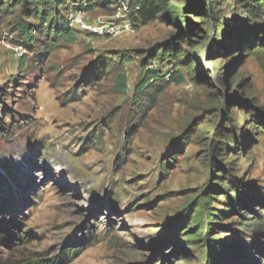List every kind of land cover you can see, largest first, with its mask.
Instances as JSON below:
<instances>
[{
    "label": "rangeland",
    "instance_id": "obj_1",
    "mask_svg": "<svg viewBox=\"0 0 264 264\" xmlns=\"http://www.w3.org/2000/svg\"><path fill=\"white\" fill-rule=\"evenodd\" d=\"M244 3L169 0L146 26L122 6L96 8L84 23L131 30L74 29L78 42L43 66L9 28L14 19L0 21V264H47L68 251L67 264H207L206 238L189 246L183 234L205 192L224 216L212 237L227 246L223 260L264 264V71L240 39L264 20L251 19ZM180 13L184 21L171 20ZM173 42L194 72L150 61ZM23 56L31 60L20 72ZM147 71L165 82L150 89L154 100L136 103ZM173 73L185 82H172ZM216 164L250 191L230 194L238 211L215 191Z\"/></svg>",
    "mask_w": 264,
    "mask_h": 264
},
{
    "label": "trees",
    "instance_id": "obj_2",
    "mask_svg": "<svg viewBox=\"0 0 264 264\" xmlns=\"http://www.w3.org/2000/svg\"><path fill=\"white\" fill-rule=\"evenodd\" d=\"M118 1L119 0H0V21L9 18L14 19L13 22L8 25L9 28L19 33L20 37L25 41L29 51L35 57L33 62L43 66L54 52L78 42L75 31L69 26L68 13L71 8L82 12H89L96 8L112 10L113 7L118 5ZM244 1V6L248 8V15L251 19L255 21L264 20V0H256L255 2L249 0ZM168 4L169 0H128L127 2L128 8L133 12L132 16L134 22L140 23L141 26H146L158 19L159 15L166 11ZM19 13L20 15H18ZM183 14H175L171 20L181 23L184 21ZM32 20L36 21V24H32L30 22ZM195 32L198 33L196 30ZM195 34L194 36H197ZM240 39L245 42L246 50L249 51L251 48L254 49L252 56L256 57L260 67L264 71V27H260L252 33L243 30ZM178 40L188 43L183 37H179ZM177 46V42H173L171 45L158 49L155 54L149 57L150 61H158L162 66L175 61L191 72H194V63L188 58L182 61L180 58L182 54ZM30 60L28 56H23L21 58L19 64L20 72L28 69ZM126 61L129 62L131 60L128 58ZM124 62L125 60H123V58L116 60L117 64L121 63L124 65ZM96 65L98 71H105L106 66L104 64L99 63ZM120 71L121 74H119L117 83L120 92L126 93L127 78L123 73V67ZM162 78L164 77L160 76L156 71H147L143 82L138 85L135 90L134 101L138 103V99L140 102L145 96L149 98L148 101L154 100L156 92L149 91L150 89H154L153 86H156L157 83L165 82ZM193 80L195 81L196 78ZM171 81L181 85L185 82V79L182 75L173 73ZM187 136L186 140L190 141L191 138H189V136H191V134ZM224 139L225 142L222 145L228 146V143L232 141L231 134L226 135ZM213 167L215 169H220L223 174H214L218 177L217 181L219 184L215 187V191L223 192L227 197L226 207L231 208L232 211H238L235 209L239 207L237 198H231L230 194L235 192L238 196L244 198L250 194L249 189L240 181L233 178L221 164H216ZM214 201H217V198L213 196L212 192L204 193L202 201L198 205L199 212H197L194 220L192 222H189L187 219L183 220L188 226L187 230L190 231H186L183 234L188 233L187 239L191 241L189 246H192L193 242L201 244L203 243L201 240L206 238L205 240L207 241L209 251V260L207 259L206 261L207 264H209L210 261L215 264H228L230 260H223L224 253L226 252L225 248L227 246L222 241L212 240L215 234V228L218 227L216 223L222 221V217H224L221 212L216 214L211 207ZM254 201L256 202L255 199ZM262 203L264 204V201ZM228 212L231 211L228 210L223 213ZM204 220H207V223L211 224L209 228L205 226L202 227ZM263 223L264 221L260 220L257 222V226L261 227ZM244 225L248 227L250 224ZM71 255V251L64 252V256L62 255L59 258L57 257L54 260L48 261L47 264H67L71 259Z\"/></svg>",
    "mask_w": 264,
    "mask_h": 264
},
{
    "label": "built area",
    "instance_id": "obj_3",
    "mask_svg": "<svg viewBox=\"0 0 264 264\" xmlns=\"http://www.w3.org/2000/svg\"><path fill=\"white\" fill-rule=\"evenodd\" d=\"M118 6H122L120 7V10L122 9L125 10L126 14L133 13L128 8L124 0H119ZM68 21H69L70 28H72L73 30L78 29L80 27L98 36H113L125 30H128V31L131 30V26L127 24H123L122 26H117L115 24H112V26L102 24L101 26H98V27L87 25L86 23H84V12L82 11H78L77 14H74V12L68 13Z\"/></svg>",
    "mask_w": 264,
    "mask_h": 264
}]
</instances>
